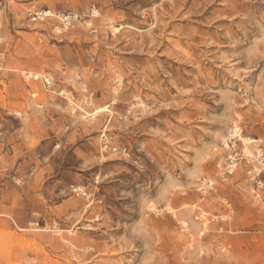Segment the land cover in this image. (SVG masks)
<instances>
[{
  "label": "rangeland",
  "instance_id": "rangeland-1",
  "mask_svg": "<svg viewBox=\"0 0 264 264\" xmlns=\"http://www.w3.org/2000/svg\"><path fill=\"white\" fill-rule=\"evenodd\" d=\"M0 55V264H264V188L198 192L264 146V0H0Z\"/></svg>",
  "mask_w": 264,
  "mask_h": 264
},
{
  "label": "built area",
  "instance_id": "built-area-1",
  "mask_svg": "<svg viewBox=\"0 0 264 264\" xmlns=\"http://www.w3.org/2000/svg\"><path fill=\"white\" fill-rule=\"evenodd\" d=\"M34 10V7H31ZM27 16L31 21L41 20L45 18V12L38 10L28 11ZM70 16L63 17V20L69 21ZM1 60V55H0ZM25 80L39 81L44 87L50 88L53 86V81L51 77L46 74H24ZM244 137L242 135V129L238 126H232L224 142L222 143L223 150V161L215 164V170L217 174V180L207 179L203 180L198 185V192L209 193L215 192L217 187V182L225 183L228 178H230L236 170L241 167L244 169L246 178L253 185V197L254 199H259L260 194L264 188V146H259L253 153H249L248 148L250 144L243 143ZM106 141V140H105ZM116 151L115 148H112ZM125 152V150H122ZM230 205H228V208ZM226 247H222L221 250L224 251Z\"/></svg>",
  "mask_w": 264,
  "mask_h": 264
},
{
  "label": "bare ground",
  "instance_id": "bare-ground-1",
  "mask_svg": "<svg viewBox=\"0 0 264 264\" xmlns=\"http://www.w3.org/2000/svg\"><path fill=\"white\" fill-rule=\"evenodd\" d=\"M49 14V13H48ZM45 17H47V13H45ZM116 31V30H115ZM103 111V110H102ZM97 113H99L98 111H95V113H93V114H97ZM249 143H253V141L251 140V139H246Z\"/></svg>",
  "mask_w": 264,
  "mask_h": 264
}]
</instances>
